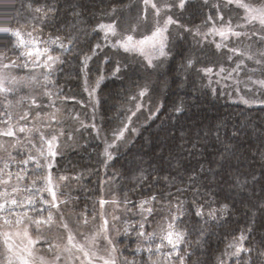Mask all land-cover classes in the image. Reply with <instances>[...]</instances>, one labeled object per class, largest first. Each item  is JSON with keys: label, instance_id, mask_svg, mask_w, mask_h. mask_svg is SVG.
I'll list each match as a JSON object with an SVG mask.
<instances>
[{"label": "trees", "instance_id": "obj_1", "mask_svg": "<svg viewBox=\"0 0 264 264\" xmlns=\"http://www.w3.org/2000/svg\"><path fill=\"white\" fill-rule=\"evenodd\" d=\"M137 3L6 0L1 8L0 55L6 60L17 57L21 49L7 29L39 34L56 46L60 62L52 76L53 87L64 94L59 96L65 98L64 113L68 114V121L59 125L76 135L59 149L53 163H48L50 153L46 151L30 166L29 173L39 179L30 190L29 178L24 192L38 202L28 206L23 201L26 205L7 209L6 214L45 221L55 218L59 224L65 219L84 223L83 218L98 215L105 181L115 179L134 206L152 199L158 206L165 205L163 209L178 210L173 224L183 240L173 262L264 264V90L257 84L253 89L242 86L248 103L236 90L214 88L209 81L206 69L210 65H217L223 57L225 63L230 61L226 58L229 51L217 53L210 43L202 45L192 30L205 28L218 15L208 2L189 0L175 11L184 37L153 85L161 107L108 157L105 139L127 121L144 85L146 69L134 52L112 47L103 28L133 13ZM241 39L251 48L242 50L264 59L263 42L255 37ZM243 54L238 57L245 59ZM12 65L16 72H23L15 62ZM86 76L92 83L100 80L97 105L92 107L97 131L90 126L76 131L72 121L77 110L91 109L84 93ZM258 77L264 78V65ZM11 115L0 106V125L10 121ZM50 183L56 198L50 195ZM132 229L116 242L121 264L162 263L157 234L146 239ZM240 237L242 249L234 253L231 250Z\"/></svg>", "mask_w": 264, "mask_h": 264}, {"label": "rangeland", "instance_id": "obj_2", "mask_svg": "<svg viewBox=\"0 0 264 264\" xmlns=\"http://www.w3.org/2000/svg\"><path fill=\"white\" fill-rule=\"evenodd\" d=\"M187 1L137 0L133 13L122 20L106 23L103 28L112 47L134 52L146 69L144 85L138 90L127 121L113 137L105 139L109 158L114 147L129 142L161 107L160 100L153 95V85H156L157 76L164 72L184 37L179 32L174 13ZM204 1L208 2L210 9H216L218 15L211 17L205 28L192 30L202 45L210 43L217 53L229 51L226 58L230 61L225 63L223 57L217 62L218 69L216 64L210 65L206 69L209 81L214 88L219 85L229 92L236 90L241 100L250 103L241 87L253 89L257 84L264 90V78L258 77L264 59L249 50H242L250 47L245 46V40L241 38L255 37L257 42L264 44V0ZM5 2L0 0V10ZM5 31L15 37L21 49L19 55L9 61L0 55V106L13 116L0 125V264H121L116 242L132 228L146 239L157 234L160 240L156 248L162 254L159 259H163L160 264H183L172 260L183 240V234L173 224L179 216L178 210L163 209L165 205L158 206L152 199L134 206L131 199L121 192L115 179L105 181L99 213L94 218H83L84 223L65 219L59 224L55 218L45 221L6 214L7 209L26 205L23 201L28 206L38 202L33 197H26L24 192L28 185L26 181L31 178L30 190H33L38 178L29 173L30 166L39 162L38 156L44 157L46 151L50 153L48 163H53L59 149L66 145L68 139H74L75 134H68L65 127L59 125L68 121L65 118L68 114L64 113L67 102L59 96L64 94L53 87L52 76L60 62L56 46H51L45 38L41 39L39 34L31 36L27 32ZM242 53L245 59H240ZM13 61L22 73L14 70ZM99 83L100 80L92 83L85 77L84 93L88 95L91 109L88 112L77 110L74 114L72 121L76 131L89 126L97 131L95 109L92 107L97 105ZM208 86L211 85L208 83ZM21 144L25 147L21 148ZM58 181L54 179V182ZM48 187L50 195L56 198L52 183ZM41 189L43 191V186ZM73 224L82 227L76 229ZM242 242V237L236 239V249L231 251L237 253L242 249ZM227 256L229 258L230 254Z\"/></svg>", "mask_w": 264, "mask_h": 264}]
</instances>
